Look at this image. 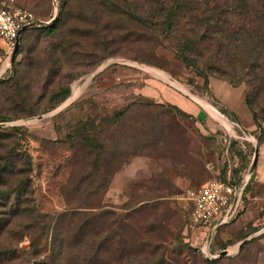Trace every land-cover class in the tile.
<instances>
[{"label":"rangeland","instance_id":"374dc122","mask_svg":"<svg viewBox=\"0 0 264 264\" xmlns=\"http://www.w3.org/2000/svg\"><path fill=\"white\" fill-rule=\"evenodd\" d=\"M0 6L45 22L58 13L57 0ZM43 34L32 31L0 77V264H264V123L252 128L246 82L203 75L169 40L118 37L111 56L56 67ZM5 47L0 36L8 60ZM61 89L68 94L54 104ZM257 151L245 210L209 241L191 222L186 191L246 178ZM118 235L127 258L114 252Z\"/></svg>","mask_w":264,"mask_h":264},{"label":"trees","instance_id":"16d2710c","mask_svg":"<svg viewBox=\"0 0 264 264\" xmlns=\"http://www.w3.org/2000/svg\"><path fill=\"white\" fill-rule=\"evenodd\" d=\"M57 2L58 13L55 18L51 15L49 22L42 21L22 31L15 61H18L28 35L34 30H40L46 36L52 37L46 55L56 67L76 62L75 60L82 56L97 55L99 60L111 56L109 47L118 37L137 38L151 45L153 41L157 45H165L169 40L173 42L178 58L188 66L198 69L203 75L214 74L234 86L245 81L246 103L252 111L255 125L262 127L264 0H57ZM27 59V65L35 64L31 57L28 56ZM14 70L12 68L9 71L13 73ZM67 94L68 91L62 89L56 91L53 95H60V98L54 104L63 100ZM219 106L222 112L237 118L236 114L221 102ZM6 119L8 117L0 116V120ZM233 180L240 184L243 177ZM251 182L249 180L244 188L238 215L246 208L247 192ZM49 224L51 225L50 219ZM84 224L87 225V222ZM56 225H59V221H56ZM118 236L120 239L114 238V252L116 251L121 259L127 258L123 237ZM106 237L95 243L98 251L102 248L108 249L109 239ZM230 242L231 239H227L222 243V248L227 247ZM159 260L144 264H158Z\"/></svg>","mask_w":264,"mask_h":264},{"label":"built area","instance_id":"2783aa9c","mask_svg":"<svg viewBox=\"0 0 264 264\" xmlns=\"http://www.w3.org/2000/svg\"><path fill=\"white\" fill-rule=\"evenodd\" d=\"M41 22L42 20L27 8L0 6V36L6 41L5 52L12 51L24 26L29 27ZM0 63L2 65L0 77H2L10 66H7V59L4 60L2 56ZM247 183L246 178L237 184L231 176H227L225 179L215 178L200 187L188 189L185 197L192 203L191 222L208 231L211 238L221 226L230 223L238 216Z\"/></svg>","mask_w":264,"mask_h":264},{"label":"water","instance_id":"95a60500","mask_svg":"<svg viewBox=\"0 0 264 264\" xmlns=\"http://www.w3.org/2000/svg\"><path fill=\"white\" fill-rule=\"evenodd\" d=\"M56 15H57V13L55 14V16H56ZM55 16H54L53 18H55ZM53 18H52V19H53ZM26 27H27V25L24 26V27L20 30L19 36L17 37V40H16V44H15L14 48L12 49L11 54H10L8 60H7V65H8V66H11V64H12V61H13V59H14V57H15V54H16L17 49H18V46H19L20 35H21L22 31H23ZM40 117H41V116H40ZM257 154H258V151L256 152V157H255V159H254V161H253V163H252V166H251V168H250V170H249V173H248V175H247V177H246V181H247V182L250 180L251 175H252V173L254 172V169H255V167H256V165H257ZM209 240H210V237H209ZM246 242H247V240H244L243 242H241V244L239 245V248H242L243 245H244ZM222 254H228V251H227L226 249H224V250L222 251Z\"/></svg>","mask_w":264,"mask_h":264},{"label":"crops","instance_id":"0c3cea01","mask_svg":"<svg viewBox=\"0 0 264 264\" xmlns=\"http://www.w3.org/2000/svg\"><path fill=\"white\" fill-rule=\"evenodd\" d=\"M215 78H218V77H215ZM218 79H221V78H218ZM221 80H223V79H221ZM226 81V80H225ZM228 82V81H227ZM230 83V82H229ZM231 84V83H230ZM246 92H247V90H246ZM222 104H224L223 102H222ZM225 105V104H224ZM225 106H227V105H225ZM230 110H232L229 106H227ZM233 111V110H232ZM234 112V111H233ZM252 112V111H251ZM252 116H253V114H252ZM224 121V120H223ZM255 125V121H254V118H253V125H252V128H253V126ZM257 223H262V224H264V216H262L258 221H257ZM226 227H224V228H228L227 227V225H225ZM224 228H222V230L224 229ZM220 230V229H219ZM227 231V230H226ZM259 232H261V233H264V227H262V228H260L259 230H258ZM206 230H203L202 229V232H200V234L203 236L204 234H206ZM219 232V231H218ZM223 234H226V232L223 230ZM227 239H230L229 237H227L226 239H225V241L227 240ZM217 247H221V249H224V248H222V243H220V245L219 246H217Z\"/></svg>","mask_w":264,"mask_h":264},{"label":"bare ground","instance_id":"6f19581e","mask_svg":"<svg viewBox=\"0 0 264 264\" xmlns=\"http://www.w3.org/2000/svg\"><path fill=\"white\" fill-rule=\"evenodd\" d=\"M174 84L178 86V83H177V82H174ZM218 116H219V115H218ZM221 119L224 120V118H222V117H221Z\"/></svg>","mask_w":264,"mask_h":264}]
</instances>
